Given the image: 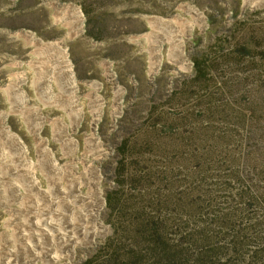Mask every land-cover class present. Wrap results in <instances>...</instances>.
<instances>
[{
  "label": "rangeland",
  "instance_id": "rangeland-1",
  "mask_svg": "<svg viewBox=\"0 0 264 264\" xmlns=\"http://www.w3.org/2000/svg\"><path fill=\"white\" fill-rule=\"evenodd\" d=\"M160 18L180 29L194 23L181 60ZM62 39L74 94L60 91L59 57L44 46ZM194 60L209 66L199 83ZM49 68L53 98L41 89ZM63 126L74 147L58 138ZM5 129L24 143L50 196L56 184L70 187L69 175L89 180L102 236L76 235L72 252L57 233L33 242L47 229L38 219L63 225L24 181ZM44 143L66 171L60 179L42 164ZM0 148V264H167V254L145 256L141 218L161 222L168 243L186 236L185 264H199V248L217 253L203 264H264V1L0 0Z\"/></svg>",
  "mask_w": 264,
  "mask_h": 264
},
{
  "label": "bare ground",
  "instance_id": "bare-ground-1",
  "mask_svg": "<svg viewBox=\"0 0 264 264\" xmlns=\"http://www.w3.org/2000/svg\"><path fill=\"white\" fill-rule=\"evenodd\" d=\"M264 1V0H263ZM64 7V6H63ZM65 8H69L71 9V11L75 12L77 18L79 19V22H80V18H81V13L79 11L78 8H76L75 6H71V5H65ZM69 10V12H71ZM191 12L193 14L196 15L197 20L196 22H200L202 21V15L199 11H197L196 9H191ZM76 18V19H77ZM161 21V24L164 26V28L166 30H168V32L170 33L171 37H173V41H174V47H175V51L174 52V58L176 60H181V58H183V40H184V36L186 35L185 33H189L193 26L194 23L191 21V22H185V26H183V29L177 25V20L175 21L174 19H163V18H160L159 19ZM195 20V19H194ZM184 23V22H182ZM199 24V23H197ZM80 26V24H79ZM161 26V25H160ZM160 30V29H159ZM163 31V30H162ZM70 35V34H69ZM73 35V34H72ZM162 35V34H161ZM169 35V34H168ZM71 36V35H70ZM170 37V36H168ZM170 37V38H171ZM69 38V37H68ZM160 38V37H159ZM162 38V37H161ZM166 38V37H165ZM163 39V38H162ZM172 39V38H171ZM67 40V38H66ZM167 40V39H166ZM38 41V40H37ZM63 39L61 41H55V42H46L45 43V47L49 48L47 49V51H50V49H53L55 50L56 54L58 55L59 57V61L58 64L60 65L59 66V69L61 70V79H62V83L60 81V83H56L57 85H59V89H61V86L67 90L69 93L71 94H74L77 90V86H76V81L74 79V76H73V72H72V69H71V64L67 58V53H66V50L64 49V47L62 46L63 45ZM172 41V40H171ZM169 41V42H171ZM38 42H41L40 40ZM41 44V43H40ZM44 44V43H43ZM42 44V47H44ZM173 44V43H172ZM172 46V45H171ZM45 50V49H44ZM52 50V51H53ZM56 55V57H57ZM55 57V56H54ZM57 57V58H58ZM162 59V57H161ZM158 60H160V56H158ZM56 62V61H55ZM56 62V63H57ZM157 62V61H156ZM54 65V64H53ZM52 65V66H53ZM45 66V65H44ZM47 66V65H46ZM51 66V67H52ZM57 67V66H56ZM158 67V65H157ZM55 68V67H54ZM48 70V69H47ZM46 70V74H45V79L43 80V82H41V89L46 93V95H50V98L54 97L56 95V93L54 91H56V87H55V90H53V87H52V84L50 82V74H52L53 72H55V69L53 70L52 68H49V71ZM58 70V69H57ZM54 74H52L53 76ZM42 78V77H41ZM52 78V77H51ZM40 84V83H39ZM55 84V83H54ZM55 86V85H54ZM58 89V88H57ZM63 89H61L60 91H62ZM42 92V91H41ZM66 92V91H65ZM43 93V92H42ZM62 94H64L63 92H61ZM77 93V92H76ZM67 94V93H66ZM59 97V96H57ZM56 97V98H57ZM72 97V96H71ZM70 97V98H71ZM77 97V96H76ZM75 98V97H74ZM21 99L22 101L25 102L26 98L24 95H21ZM58 99V98H57ZM61 99V98H60ZM65 99V97H64ZM68 100V99H67ZM73 100V99H71ZM77 100V99H76ZM61 101V100H60ZM66 101V100H65ZM97 101V100H96ZM23 102V103H24ZM69 102V100L67 101ZM93 102V100H92ZM95 102V101H94ZM99 102V100H98ZM97 102V103H98ZM74 103V101H73ZM64 104V103H63ZM67 104V103H66ZM70 104V103H69ZM67 104V105H69ZM24 105V104H22ZM74 105V104H73ZM94 105V104H93ZM92 105V106H93ZM98 106V105H97ZM28 107V106H27ZM66 107V106H65ZM69 109H70V105L68 106ZM72 107V106H71ZM75 107V106H74ZM95 107V105H94ZM67 108V107H66ZM97 108V107H96ZM28 109V108H27ZM74 109V108H73ZM75 110H76V118H74V120H80L81 117H82V109L80 108L79 106V103L76 105L75 107ZM97 110V109H96ZM101 110V109H100ZM95 111V110H94ZM37 114L36 117L38 120H40V126L43 125V123L45 122L43 119H41L42 116H40V114H38V112L36 111ZM73 114H75V112L72 111ZM98 113V112H97ZM72 114V115H73ZM96 115V114H95ZM74 116V115H73ZM34 118V116H33ZM35 119V118H34ZM62 121V120H61ZM38 122V121H37ZM61 123H64V122H61ZM58 124V123H57ZM56 124V125H57ZM75 124V123H74ZM37 125V124H36ZM39 125V124H38ZM64 125V124H63ZM39 126V130L41 129V127ZM54 127V126H53ZM56 127V126H55ZM58 127V126H57ZM62 127V126H61ZM60 127V128H61ZM64 127V126H63ZM77 128V127H76ZM38 129V128H37ZM53 129H56V128H53ZM60 130V129H59ZM36 132V131H35ZM56 132V130L54 131L53 130V133ZM58 132V131H57ZM60 132V136L58 134V138H61L62 140L65 139V140H68L69 142H71V145L74 147L76 145V142L74 139H71L69 136V133H68V128H65L64 127V130L61 129ZM5 134L7 135V137L15 144L16 146V151L18 152V154H20L17 162L20 163V165L23 166V168L25 167L26 169H22V171L24 172L23 174V179L24 181L26 182V184L28 186L31 187L32 190H35L36 193H39V197H43L45 198L46 200H48L50 203L49 205L51 204V209L53 211L51 212H48V214H51V217H55L57 222H59L60 224H62L63 226H60L58 224H55L56 222L54 223H51L53 222L52 219L50 217H45L44 220L45 222L44 223H40L37 221H35L36 223L34 224L35 227H38V225H43V226H46V230H44L43 228V231H44V234H37L36 232L33 234L35 235L36 237H34V243L39 245L40 244V241H41V237L42 236H45V235H48V236H51V232L53 233H57L55 234V236H57L59 238V242L62 243V245H64L66 247V249H70L71 252H72V248L74 247V245L76 244V242L78 243V239L76 237V235L78 236L79 234L83 233V234H87L88 236V241L91 242L93 239H95L97 236H102V234L104 233V229L97 223L96 221V211L102 206V201L99 197V192L97 189L95 188H91V183L87 182V179L82 181V179L80 177H75V176H68L71 177L70 178V181H71V184H70V187L69 188H62L60 185H62V183L59 185V184H56L53 186V189L55 191V195L52 196L55 197V199H52L49 195V191L46 192V190H43V188L41 187L40 185V182H39V178H37L38 176L36 175V172H35V163L32 162L31 158H29L27 155H26V147L24 146V143L21 142V140L17 137V135H15L14 133H11V132H8L6 129H5ZM35 135V133H34ZM91 136V135H90ZM89 136V138H91ZM56 137V136H55ZM93 139V138H91ZM11 142V143H12ZM64 142V141H63ZM67 142V141H66ZM88 142V141H87ZM91 142V141H90ZM89 142V144H90ZM68 143V142H67ZM97 144V143H96ZM94 144V145H96ZM61 145V144H60ZM68 145V144H67ZM87 146H88V143H87ZM43 148H41L43 154L44 155L43 157V165L44 167L50 172V173H53L54 176L58 177V179H60L62 177V175H65L64 173L66 171H64L63 167L62 166H59L55 160L53 159V156L51 155V153L49 152V150L46 148V145L44 143V146L42 145ZM70 147V146H69ZM91 147V146H90ZM97 148V147H96ZM1 149V148H0ZM73 149V148H71ZM99 149V148H98ZM13 151V150H12ZM15 151V152H16ZM39 151V150H38ZM72 151V150H71ZM92 151V150H91ZM1 152V151H0ZM75 152V151H74ZM3 153V152H1ZM39 153V152H38ZM37 153V154H38ZM74 154V153H73ZM76 154V153H75ZM2 156H4L3 154H1ZM7 155V154H6ZM15 155V154H14ZM70 155V153H69ZM77 155V154H76ZM96 155V154H95ZM8 156V155H7ZM16 156V155H15ZM71 156V155H70ZM75 156V155H74ZM99 156V155H98ZM16 158V159H17ZM15 159V158H14ZM12 159V161L14 160ZM69 159V158H68ZM74 159V158H73ZM6 160V159H5ZM4 160V161H5ZM9 160V159H7ZM6 160V161H7ZM15 161V160H14ZM13 161V162H14ZM87 161V160H86ZM3 162V160H2ZM11 162V160L9 161V163ZM16 162V161H15ZM5 163V162H4ZM8 163V161L6 162ZM17 164V163H15ZM14 164V165H15ZM92 164V163H91ZM9 165V164H8ZM16 166V165H15ZM71 167V166H70ZM91 167V165L89 166ZM17 168V166H16ZM22 168V167H21ZM63 168V169H62ZM88 168V167H87ZM92 168V167H91ZM13 169V168H11ZM43 169V167H42ZM90 169V168H89ZM17 170V169H16ZM16 170H13L16 171ZM39 170V169H38ZM41 170V169H40ZM39 170V171H40ZM94 170V169H92ZM21 171V173H22ZM38 171V172H39ZM47 171V173H48ZM95 171V170H94ZM19 172V171H18ZM68 172V171H67ZM20 173V172H19ZM41 173V172H40ZM42 173H43V170H42ZM41 173V174H42ZM96 173V172H95ZM44 175V173H43ZM82 175V174H81ZM37 176V177H36ZM48 176V175H47ZM67 176V174H66ZM92 176V175H91ZM52 177V176H51ZM47 178V177H46ZM45 178V179H46ZM53 178V177H52ZM55 178V177H54ZM94 178V177H92ZM67 179V177H66ZM85 179V178H83ZM90 179V178H89ZM50 180V178H49ZM13 181V180H12ZM60 181V180H58ZM64 181V180H63ZM45 182V181H44ZM52 182V181H51ZM65 182V181H64ZM67 182V181H66ZM10 183V182H9ZM16 183H19L18 181ZM46 183V182H45ZM49 183V182H48ZM15 184V183H14ZM54 184V183H53ZM64 184V183H63ZM83 184H85L89 190L88 192H81V188L83 186ZM51 185V183H50ZM68 185V184H67ZM84 185V186H85ZM11 186V185H10ZM15 186V185H14ZM13 186V188H15ZM19 186V185H18ZM23 186V185H22ZM49 186V185H48ZM95 186V185H94ZM27 187V186H26ZM52 187V185L50 186V188ZM65 187V185H64ZM25 188V187H24ZM91 188V190H90ZM27 189V188H26ZM30 189V188H29ZM52 189V188H51ZM13 190V189H11ZM28 190V189H27ZM26 190V191H27ZM97 190V191H96ZM15 191V190H14ZM20 191L18 190V187H17V192ZM25 191V190H24ZM53 191V192H54ZM51 192V191H50ZM31 193V192H30ZM35 193V192H34ZM52 193V192H51ZM13 194H16L13 192ZM20 194V193H19ZM20 196V195H19ZM30 196V195H29ZM16 197V196H15ZM32 198V197H31ZM21 199V197H20ZM14 201V200H13ZM34 201V200H33ZM57 201L62 202L60 203L62 207H64L65 209L62 211V213H60L58 210V203ZM66 202V203H65ZM35 204V202H34ZM37 204V203H36ZM37 207V206H36ZM56 207V208H55ZM38 209V207H37ZM40 209H43V208H40ZM39 209V210H40ZM32 210V208L30 209V211ZM46 212V211H45ZM50 216V215H49ZM35 217V216H32V218ZM73 218H75L76 220H73ZM34 220V219H33ZM36 220V219H35ZM74 221H77V223H74ZM34 227V226H33ZM41 229V228H40ZM34 231H36V228L33 229ZM42 231V230H41ZM23 232V231H22ZM46 232V233H45ZM24 235V234H23ZM82 235V234H81ZM80 235V236H81ZM49 238V237H47ZM53 238V237H51ZM25 239L28 240V237L25 236ZM24 239V240H25ZM83 239V238H82ZM87 239V238H86ZM52 240V239H51ZM56 240V239H55ZM58 240V239H57ZM85 239H83L84 241ZM51 242V241H50ZM53 242V240H52ZM27 244V246L29 247L31 245V243H28V242H25ZM56 243V241H55ZM83 243V242H82ZM25 250V249H24ZM45 250V249H44ZM33 251V250H32ZM38 253V252H36ZM35 253V254H36ZM54 253V252H53ZM51 255V254H50ZM53 255V254H52ZM55 258V256H54Z\"/></svg>",
  "mask_w": 264,
  "mask_h": 264
},
{
  "label": "trees",
  "instance_id": "trees-1",
  "mask_svg": "<svg viewBox=\"0 0 264 264\" xmlns=\"http://www.w3.org/2000/svg\"><path fill=\"white\" fill-rule=\"evenodd\" d=\"M206 60L203 61H197L194 60V76L192 77L193 83H199L202 82L201 80L205 78V75L202 74L204 69H207L209 66H206ZM203 66V67H201ZM203 68V69H202ZM143 222L142 224H139L142 228V232H144L143 235H145V238L147 240L148 245L151 247V249H147L144 251L145 256H149L152 253H157L163 256L164 254H167L171 256V259L168 260V258L164 257L166 259L167 264H185L186 260H190V252L188 249V243L186 241V236L179 237V239H175V242L168 243L166 241V238L164 234L162 233L161 222H155L153 219H140ZM113 243V242H110ZM207 250L210 251V253H207ZM206 253V254H205ZM213 253L217 254L216 252H213L206 248L204 251L202 248L198 249V255H196L195 259H198L199 261L197 263L203 264L204 262H208L210 258H212L214 255ZM129 254V252H128ZM204 254V255H203ZM160 260H163L162 257ZM168 261V262H167Z\"/></svg>",
  "mask_w": 264,
  "mask_h": 264
}]
</instances>
